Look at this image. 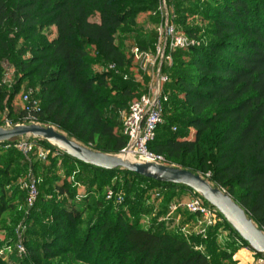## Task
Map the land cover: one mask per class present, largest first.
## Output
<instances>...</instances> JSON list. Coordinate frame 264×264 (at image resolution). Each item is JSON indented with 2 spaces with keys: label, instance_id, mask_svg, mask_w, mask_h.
Listing matches in <instances>:
<instances>
[{
  "label": "trees",
  "instance_id": "16d2710c",
  "mask_svg": "<svg viewBox=\"0 0 264 264\" xmlns=\"http://www.w3.org/2000/svg\"><path fill=\"white\" fill-rule=\"evenodd\" d=\"M157 1L0 0V60L10 59L21 72L16 91L23 79L30 81L24 90H31V95L39 87L42 105L31 110V117L36 122L52 121L93 150L118 153L127 143L121 114L128 106L118 105L110 89H119L112 79L121 77L118 70L128 60L116 34L127 33L124 27L132 24L141 10L154 9ZM199 15L209 21L206 31L212 39L183 52L180 48L172 51L173 65L163 67L169 77L163 121L148 147L165 162L201 173L224 188L263 229L264 0H211ZM170 18L174 22V12ZM183 32L196 38L198 29L189 27ZM94 64L113 68L94 71ZM132 86L124 82L122 95L131 96ZM3 96L0 87V105ZM26 107L22 115L27 114ZM178 109L180 114H173ZM185 128L193 130L192 138L186 136ZM58 151L48 155L51 163L46 172L59 161L72 170L71 176H77L76 182L81 172L90 174L85 179L88 187L103 176L120 172L126 177V188L135 183L144 190L179 187L199 195L182 184L156 181L122 168L107 170ZM16 154L25 165L32 162L15 147L0 146V179L9 175ZM2 185L0 180V217L14 207L5 200ZM55 189L56 194L70 197L75 190L67 183ZM38 208L36 203L30 216L32 225L38 223ZM89 208L94 212L81 229L86 208L52 205L46 234L40 241H25L36 264L61 255L81 264H236L232 253L249 246L224 217L222 223L206 228L205 238L185 237L165 226L141 227L110 200L96 201ZM190 217L197 216L191 213ZM222 226L232 234L228 245L234 249L227 248L221 254L222 262L217 263L212 260L210 243ZM198 240L203 249L191 242ZM31 263L26 259L9 262L0 256V264Z\"/></svg>",
  "mask_w": 264,
  "mask_h": 264
},
{
  "label": "rangeland",
  "instance_id": "374dc122",
  "mask_svg": "<svg viewBox=\"0 0 264 264\" xmlns=\"http://www.w3.org/2000/svg\"><path fill=\"white\" fill-rule=\"evenodd\" d=\"M210 3L211 0H172L170 4L167 2L168 11L170 14L173 12L175 14L176 18L172 24L178 32H183L189 27L198 29L197 37H193L195 40L194 45L198 46L212 39V36L206 31L209 27V21L199 15V11ZM163 14L164 12L158 0L154 9L141 10L137 14L135 21L124 27L127 33L118 32L116 34L117 43L126 54L128 61L125 67L118 70V74L121 77L112 79L119 89H110V94L118 101V105L120 103L124 104V108L129 106L131 101L138 95L149 91L150 86L157 79L158 67L160 65L163 64L161 72L163 71V67L173 65L174 57L171 53L175 49L165 48L164 55L157 52L158 45L163 46V41L159 40V32L163 28L164 23ZM171 20L170 18V22ZM135 46H138L145 55L140 58L135 57L132 50ZM188 47L180 48L182 50L179 51L183 52ZM166 55L169 56V59L165 57ZM92 68L94 71L112 69L109 66L101 64H94ZM0 69V87L4 95L1 98L0 121L8 118L15 123L20 120L21 110L27 106V102L24 100V93L26 92L24 88L29 85L30 81L28 79L21 80L16 91L15 85L18 81L17 79L21 77V72L18 71L16 65L10 59L3 58L0 60ZM124 82L133 85V94L131 96H124L120 92L121 85ZM31 97L36 102L35 106L39 108L42 105L39 87L35 88L34 94ZM180 112V109H178L173 114H180ZM37 124L44 127L52 126L57 131L84 145L76 136L60 128V126L50 120L37 122ZM116 130L119 131V128ZM185 132L188 138L193 137V130L191 128H185ZM104 142L105 138L102 139L101 143ZM120 151L110 154L120 155ZM20 153L23 154L22 152ZM55 154L56 152L49 155ZM19 157V154L14 156L9 166V175L6 178L2 176L0 179L3 183L2 189L5 200L8 203L14 204L13 208L4 212L0 217V256L5 261L15 263L26 259L30 263L33 262L31 264H36L29 255L25 241L29 239L40 241L43 233L46 234L44 228L51 221L53 204L60 205L64 203L66 207L75 205L86 208L83 214V222L79 224L81 229L85 228V222L92 216V211L94 212V209L89 210V205H94L96 201L106 199L112 201L113 205H118V208L123 209V213L127 218H130L132 222H136L141 227L154 229L165 226L168 230L173 232L178 231L185 237L195 235L202 238L206 237L204 236L205 233L202 234L198 231L197 217L196 219H191V213L182 205L192 195L186 189L156 186L149 190H144L142 185H137L136 183L126 188L124 183L126 177L120 172L115 173V176H103L101 180H95L91 187H88L89 183L85 179L89 178L90 174H86L84 171L81 174L79 173L81 176H78L79 180L76 182L77 176H71L72 170L63 167L59 161L53 164V169L46 172L48 165L51 163L48 158L39 159L31 154L30 158H32V162L29 161L25 165ZM163 164L179 167L177 164H170L168 162H164ZM0 166L2 165L0 164ZM200 175L202 174L200 173ZM33 180H35L37 185V196L34 203L30 205L27 202V185ZM83 181L85 182L83 183ZM63 183H67L69 188L74 186L75 190L72 197L68 196V194H56L55 186ZM36 203L38 204L40 213L38 215V223L32 225L33 222L30 216ZM173 205L180 206L172 210ZM31 226L33 228L31 230L33 231H29ZM231 238L232 234L224 226L220 227L214 242L210 243V248L214 251L212 255L213 262H222L220 259L221 254L227 248H230L229 251L233 252L234 248L228 245ZM191 242L195 245L197 244L198 249H203L201 245L198 246L199 240ZM20 245L23 250L20 249ZM237 254L238 252L236 251L232 253V260L236 264H245V261H241L240 258L237 259ZM42 264H81V262L72 261L69 256L61 255L56 256L51 261H42Z\"/></svg>",
  "mask_w": 264,
  "mask_h": 264
},
{
  "label": "built area",
  "instance_id": "2783aa9c",
  "mask_svg": "<svg viewBox=\"0 0 264 264\" xmlns=\"http://www.w3.org/2000/svg\"><path fill=\"white\" fill-rule=\"evenodd\" d=\"M159 4L164 12L163 28L159 32V40L163 41V46L158 45L157 52L164 55L165 48H183L186 46L194 45L195 40L187 36L183 32H178L175 26L170 22V12L167 9V0H159ZM159 41V42H160ZM135 57L140 58L145 55L144 52L138 46L133 49ZM169 59V56H165ZM149 60V59H147ZM160 65L158 67L157 79L150 86L149 91L138 95L131 101L127 110L122 113V133L127 138L126 145L121 149L120 155L130 154L134 160L144 162H154L163 164L165 158L149 149L148 144L153 141L157 134V129L163 121L164 104L168 100L169 93L165 89V84L169 81V77L163 71L161 72ZM113 68V65H110ZM24 100L27 102L26 111L27 114L22 115L20 120L13 122L8 118L0 121V127L12 128L19 124L37 123L30 115L31 110H38L35 106V101L31 97V90L24 93ZM42 138L32 135H24L4 141L0 143V146L4 148L15 147L24 156L30 160V155L33 154L39 159H46L49 154L60 153L58 147L48 141V145L43 144ZM28 204H33L37 196V185L35 180L31 181L27 185ZM191 192V191H190ZM191 197L182 205L192 213L196 214L197 224L199 226V232L205 233L208 226L216 225L223 222V216L221 213L210 204H207L200 195L191 192ZM181 205V206H182ZM180 205H173L172 210H175ZM264 232V228L262 229ZM20 249L23 248L20 245ZM246 250L249 259L245 264H264V253H259L252 249L250 246H242L236 252ZM238 259V258H237Z\"/></svg>",
  "mask_w": 264,
  "mask_h": 264
},
{
  "label": "water",
  "instance_id": "95a60500",
  "mask_svg": "<svg viewBox=\"0 0 264 264\" xmlns=\"http://www.w3.org/2000/svg\"><path fill=\"white\" fill-rule=\"evenodd\" d=\"M24 135L47 140L66 154L87 164L107 170L122 168L156 181L185 185L215 207L252 249L264 253V232L262 229L228 192L220 186L212 184L198 173L184 168L130 160L121 155L93 150L57 131L52 126L44 127L37 123H30L15 125L12 128L0 127V142Z\"/></svg>",
  "mask_w": 264,
  "mask_h": 264
},
{
  "label": "crops",
  "instance_id": "0c3cea01",
  "mask_svg": "<svg viewBox=\"0 0 264 264\" xmlns=\"http://www.w3.org/2000/svg\"><path fill=\"white\" fill-rule=\"evenodd\" d=\"M237 258H240L241 261L246 262V260L249 259L248 255H247V251L246 250L239 251L237 254Z\"/></svg>",
  "mask_w": 264,
  "mask_h": 264
},
{
  "label": "bare ground",
  "instance_id": "6f19581e",
  "mask_svg": "<svg viewBox=\"0 0 264 264\" xmlns=\"http://www.w3.org/2000/svg\"><path fill=\"white\" fill-rule=\"evenodd\" d=\"M121 156H123L124 158L130 159V160H134L133 156H131L130 154H123Z\"/></svg>",
  "mask_w": 264,
  "mask_h": 264
}]
</instances>
